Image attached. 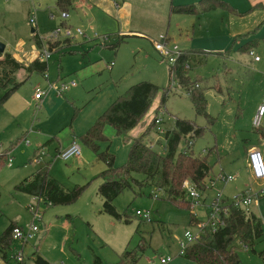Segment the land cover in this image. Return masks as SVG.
<instances>
[{"label": "rangeland", "instance_id": "374dc122", "mask_svg": "<svg viewBox=\"0 0 264 264\" xmlns=\"http://www.w3.org/2000/svg\"><path fill=\"white\" fill-rule=\"evenodd\" d=\"M134 3L132 18L129 14L132 5L127 0H75L67 12L69 18L64 20L57 0H0V43L6 46V53L19 57L25 66H29L31 63L27 58L37 47L35 34L44 46L55 45L53 53L64 51L63 54H53L47 61L48 71L42 75L33 74L0 107V154L7 155V161L0 167V236L10 223L26 230L32 225L40 228L36 237L24 246L25 264H35L34 253L37 251L52 264H95L98 258L102 264H116L123 252L135 249L142 239L146 248L138 264H160V258L179 252L177 240L184 239L188 231L197 234L199 225L191 224L192 215L206 221L210 210L208 205L219 195L232 203L237 195L250 191L253 202L247 211L258 217L264 228V180L252 179L248 168L251 150H258L264 156V133L254 125L258 108L264 100V38L259 36L262 28L255 34L258 40L255 53L261 62H255L248 53L240 51L245 42L240 36L262 26L263 12L236 15L217 9L199 18L170 15L172 43L182 51L191 52L186 64L191 80L210 86L205 89L207 111L217 120L209 127L208 120L196 114L186 90L178 82L171 83L172 66L155 50L160 9L150 10L149 1L134 0ZM142 14L147 15L146 19L139 18ZM31 19H34L33 24ZM62 24L81 29L85 35L76 41L52 37ZM250 27L252 29H248ZM180 29L187 31L189 37L194 34L198 39L226 34L232 39L234 34L237 37L222 50V54L210 51L217 49L211 45L204 47L208 50L192 51L182 49L185 40L180 38L179 33H183ZM137 31L145 35L136 34ZM104 36L109 37L106 43L101 38ZM123 36L130 38L115 48ZM35 55L40 58L38 47ZM26 76L27 72L20 71L17 81L24 80ZM98 77H102L104 82L94 89L91 83ZM72 82L75 85H71ZM140 82H150L160 89L172 87L163 107L164 113H158L166 132L174 129L176 118L195 121L198 126L208 128L202 137L183 140L177 155L191 141L195 156L204 157L209 150L215 149L219 158L215 151L209 157L214 168L206 180L205 190H198L200 197L193 199L198 201L193 209L188 210L166 200V194L155 185L141 187L134 183L132 189L125 190L114 202L116 209L128 216V222L117 221L102 212L103 199L98 194L103 182L99 176L107 169L106 164L83 146L84 158L63 161L57 157L56 150L61 147L54 138L62 143L72 138L74 133L70 126L75 111L80 114L81 109L92 103L107 85L115 84L124 95L131 86ZM49 83H64L69 88L63 96L52 92L46 96L52 101L45 112V107L37 106L33 98L38 92L48 93ZM161 96L162 91L153 101L152 110L137 133L146 132L160 107ZM25 99L30 103L26 104ZM156 132H147L145 141L161 151L165 149L166 135ZM131 140L119 137L114 145L110 139L101 146L103 150L112 146L115 152L117 148L121 149L116 157V163L120 165L122 161L127 162V155L122 154ZM37 149L46 153L39 163L32 161ZM10 159L12 167L8 166ZM48 164L50 175L65 189L86 186L76 203L48 206L34 196L16 190L17 185ZM219 174L232 175L235 180L228 183L216 180ZM133 177L144 180L142 175ZM138 211H150L152 220L141 219L137 216ZM36 214L40 218H36ZM19 247V243H13L14 250ZM263 253L264 237L253 248H240L241 264H264ZM9 255L10 259L16 257L15 253ZM174 257L173 264H191L178 254ZM0 264L7 263L0 257Z\"/></svg>", "mask_w": 264, "mask_h": 264}, {"label": "trees", "instance_id": "16d2710c", "mask_svg": "<svg viewBox=\"0 0 264 264\" xmlns=\"http://www.w3.org/2000/svg\"><path fill=\"white\" fill-rule=\"evenodd\" d=\"M75 0H57V6L63 13H67L73 7ZM259 7L264 9L263 5ZM223 8L236 12L228 3L222 0H200L196 4L181 5L172 7L173 13L200 15L205 12ZM36 31V30H35ZM36 33V32H35ZM36 45L42 48L43 44L39 37L34 35ZM130 36H124L117 43L118 48ZM256 42H248L241 48V52L251 54V45ZM54 44H49V49L54 51ZM73 54V51H69ZM191 52L183 51L174 67H170V80L172 83V73L178 84L186 90L198 116L205 117L208 125L213 126L216 118L208 111V101L205 96V89L210 88L209 84L202 85L199 80L192 81L186 64ZM49 69L47 61L35 60L29 66H25L14 59L11 54L0 53V107L3 106L33 74H44ZM27 72V76L22 81H17V74L20 71ZM160 107L156 112L146 132L133 139L129 150L127 162L116 167L115 155L109 150H103L101 143L110 141L105 135L104 129L111 126L115 129L117 136L125 137L137 128L152 109L153 101L161 94ZM172 87L160 89L150 82H140L133 85L124 95H121L111 107L97 120L90 130L80 138L98 160L103 161L107 169L100 174L103 180L98 188V194L103 199L102 212L113 217L117 221L128 222L127 214L120 213L115 205V200L127 189H132L133 184L145 187L155 185L158 190L166 194V200L171 201L179 207L192 208V201L186 197L183 188L185 181L189 180L199 190H205L206 180L213 171L214 166L210 163L209 157L215 149L209 150L204 157L194 155L193 149L186 145L184 151L177 155L179 146L183 140L202 137L207 127L198 126L195 121L176 118L175 127L166 133L165 149L157 150L151 143L145 141L147 132L155 130V119L158 113L163 110ZM77 116L75 111L72 120ZM162 151H164L162 153ZM6 153L0 154V167L7 161ZM50 165L39 168L35 174L25 179L16 186L18 192L34 196L39 202L48 206L71 205L76 203L85 191L86 186H77L74 190H67L61 183L50 175ZM142 175L143 181L135 179L133 176ZM203 221L198 220L194 215L191 217V224L201 225ZM17 227L10 223L7 229L0 236V257L3 261L10 260L13 250L12 232ZM264 237V228L254 214L241 208L231 206L226 226L216 233L210 228H204L195 243H193L185 253V258L192 264H241L240 248L254 247L257 241ZM146 245L144 239L131 250H126L120 255L116 264H138L143 257ZM264 259V253H263ZM35 264H52L44 259L39 252L34 253ZM25 264V262L19 263ZM95 264H102L101 259H96Z\"/></svg>", "mask_w": 264, "mask_h": 264}, {"label": "built area", "instance_id": "2783aa9c", "mask_svg": "<svg viewBox=\"0 0 264 264\" xmlns=\"http://www.w3.org/2000/svg\"><path fill=\"white\" fill-rule=\"evenodd\" d=\"M63 19H68L69 14L68 13H63L62 15ZM31 24L34 23V19H31ZM85 35V33L81 29H72L69 27H66L62 25L61 27H58L52 34V37L58 38V37H64L65 39H77ZM103 38L104 42L109 41L108 36L101 37ZM43 44V42H42ZM154 47L155 50L158 52L160 57L165 60L167 63L170 64V66L174 67L178 59L182 56L183 51L174 43L169 41L165 36H161L159 39L154 41ZM39 48V47H38ZM40 49V60L42 61H48L51 56L52 52L50 51L49 47L47 46H42ZM39 51V50H38ZM251 56L254 57V60L256 62H259L261 60L260 57L256 56L255 53L251 52ZM186 69H188V66H186ZM175 76V71L172 73V84H175L177 81L174 78ZM47 78V76H46ZM71 85H75L74 82H72ZM69 88V85H66L64 83H60L58 85L56 84H50V89L51 91L56 92L58 96H63L64 92ZM43 96L42 93L38 92L35 95V99L39 100ZM160 113H164V110H161ZM155 124L156 128L155 130L157 131L156 133L160 135H166V130L163 128V119L158 115V117L155 119ZM255 128L257 129H262L264 133V100L261 104V106L258 109L257 116L254 121ZM27 144L29 142L27 141ZM192 142L189 143V146H192ZM42 156L45 155V152L43 151ZM57 157L62 159L63 161H69L72 158H82L83 157V152L81 145L77 142L74 141L70 147L67 149L61 151L58 153ZM39 162V161H37ZM9 167L12 166V160H9ZM248 168L251 171V174L255 180L258 181H263L264 180V156L263 154L258 151V150H253L249 153L248 155ZM216 180H221L225 183L232 182L235 180V177L232 175L224 176L219 174L216 177ZM215 180V181H216ZM213 181V182H215ZM183 188L186 191V197L188 200L192 201L193 205L192 208L198 204V201H195L193 199L199 198V189L196 188L191 181L187 180L185 181ZM264 193V190H262ZM253 199L250 194V191L242 194V195H237L232 203H228L226 200H224L220 195L217 196L216 198L213 199V201L208 205L209 207V212H208V219L206 221H203L201 225L199 226V230L197 234H192L190 231H188L185 234V237L183 240L179 241V252L178 256L184 257L186 250L188 247H190L193 243L196 242L198 235L203 232L204 228H210V230L213 233H216L220 229L224 228L226 226V219L228 218L229 215V210L231 206H235L237 208H241L245 211H247L248 207L252 204ZM34 211V209H32ZM137 216H139L143 220L151 221L152 219V213L150 211L142 212L138 211ZM195 216V215H194ZM36 218H40L38 214L35 216ZM40 231V228L36 225H32L29 227V229H23L20 228L19 226L15 227L12 232V240L14 244L19 243L20 247L17 250H14L12 252L16 254V257L11 258L13 261L8 260L6 263L7 264H19L23 262L24 259V253L23 249L24 246H26L29 242H31L35 237L36 234ZM173 256H165L160 258V264H171L174 261Z\"/></svg>", "mask_w": 264, "mask_h": 264}, {"label": "crops", "instance_id": "0c3cea01", "mask_svg": "<svg viewBox=\"0 0 264 264\" xmlns=\"http://www.w3.org/2000/svg\"><path fill=\"white\" fill-rule=\"evenodd\" d=\"M90 1V0H89ZM125 1V0H124ZM127 1H129V4H131L132 6H131V11H130V15H131V17L133 18L134 17V0H127ZM143 1H149L150 3H149V5L148 6H150L149 7V9L150 10H153V11H156V10H158V9H160V15L158 16V21H159V24H158V27L160 28L158 31H159V33H158V35H157V37L154 39V41L155 40H157V39H159L161 36H165L169 41H173L172 39H174V38H171L170 36H169V26H170V23H171V16L170 15H172V14H179V13H173L172 12V7H174V6H181V5H190V4H198L199 2H200V0H143ZM222 1H224V2H226V3H228L231 7H233L235 10H236V12H233V11H230V10H228V9H225V10H227V11H229V12H231L232 14H236V15H239V14H252V13H254V12H256V11H259V10H261L262 12H263V14H264V9L263 8H261V7H259L260 5H263L264 6V0H222ZM139 2H140V0H139ZM218 9H223V8H218ZM215 10H217V9H215ZM212 11H214V10H212ZM212 11H210V12H212ZM140 12H138V14H139ZM208 12H205V13H203V14H200V15H188V14H182V15H186V16H193V17H201V16H203V15H205V14H207ZM264 16V15H263ZM263 16H262V18H263ZM145 17H147V15H140L139 16V18H145ZM146 19V18H145ZM65 20V19H64ZM67 20V19H66ZM154 20V19H153ZM152 20V21H153ZM261 23V22H260ZM62 25H64V24H62ZM261 25L262 26H260V28L258 29V28H256L255 29V31H252V30H249L248 32H246V34H242L240 37L245 41L243 44H242V46H244L245 44H247L248 42H250V43H253V42H256L255 43V45L253 44V45H251L250 47H251V51L253 52V53H255L256 52V47L258 46V40L255 38V36H257V35H255V34H257L256 32H259V30L261 29V31H260V34H259V36H261L262 38H264V22L263 23H261ZM65 26V25H64ZM195 26V25H194ZM255 26V25H254ZM254 26H252V27H254ZM248 29H252L251 27L250 28H248ZM181 30V32H183V33H179L180 34V38H184V40H185V44L182 46V49H190V50H198V49H200V50H208L207 48H204V47H207L208 45H211V46H215V47H217V49L215 48V49H213V50H210V51H212L213 53H215V52H217L218 54H222L221 52H222V50L224 49V48H226L227 46H228V44L230 43V41H234L235 40V38L237 37L236 36V34H234V36H233V39H232V37H230L228 34H226V35H218V36H215V37H210V38H196V36H194V34H193V36L192 37H189V35H188V32L186 31H184L183 29H180ZM36 32V31H35ZM184 33H186V35H184ZM35 34V33H34ZM136 34H138V35H145V34H143L142 32H140V31H137L136 32ZM124 37V36H123ZM235 37V38H234ZM81 38V37H80ZM80 38H77V39H74L75 41L76 40H78V39H80ZM128 39V38H127ZM126 39V40H127ZM106 45V44H105ZM109 46H111V45H109ZM38 47V46H37ZM37 47L35 46L34 47V51H33V53H32V55L30 56V57H28L27 58V60L28 61H30V63H32V62H34L35 60H37V56L35 55V53H36V49H37ZM218 47H220V48H218ZM222 48V49H221ZM6 51V50H5ZM51 51V50H50ZM186 51V50H185ZM189 51V50H188ZM240 51H241V49H240ZM52 52V51H51ZM63 52L64 51H61V52H55V53H62L63 54ZM6 53V52H5ZM55 53H53L52 52V55L53 54H55ZM250 56H251V54H249ZM255 55H256V53H255ZM13 56V55H12ZM257 56V55H256ZM14 57V59L16 60V61H18L19 63H21V64H23V65H26V64H24L20 59H19V57H17V56H13ZM253 59H254V57L253 56H251ZM21 58V57H20ZM51 58H52V56H51ZM50 58V59H51ZM49 59V60H50ZM255 61V60H254ZM256 62V61H255ZM261 62V60L258 62V63H260ZM111 68V67H110ZM47 76V75H46ZM45 76V77H46ZM46 79H48V76H47V78ZM104 81L102 80V77H98V78H96V79H94L93 81H92V83H91V86H94V89H97L98 87H100V85L103 83ZM49 84H53V83H49ZM60 84V83H59ZM118 87L115 85V84H109V85H107L106 87H104L102 90H101V92L96 96L97 98H95L94 99V101L92 102V103H90V104H88V106L85 108V106L81 109V111H80V114H77V116H76V118L74 119V120H72V124H71V126H70V129L73 131V133H74V136L72 137V138H69V139H67L65 142H61V141H59L57 138H54L55 140H57L58 141V143H59V146L61 147L60 149H57L56 151H57V153H59V152H61V151H63V150H65V149H67L68 147H70V145L74 142V141H77L78 143H81V146H83V147H85V148H87L88 150H90L86 145H84L83 143H82V141L80 140V138L82 137V136H84L89 130H90V128L97 122V120L111 107V105L121 96V93L122 92H120V91H118V89H117ZM52 92V94H56V92H54V91H51V89H49V92L48 93H45V94H43V96H42V98L41 99H39V100H37V99H35V96H34V98H33V101L36 103V105L37 106H39L40 108L41 107H45V112L46 111H48V109H49V105H50V103H51V101H52V99H46V96H48L50 93ZM56 96H58L57 94H56ZM45 98V99H44ZM58 99H60L61 101H63V99H61V98H58ZM25 103L26 104H29L30 102L28 101V100H26L25 99ZM261 106V105H260ZM259 106V107H260ZM259 109V108H258ZM152 110V109H151ZM150 113V112H149ZM257 113H258V111H257ZM148 116V115H147ZM146 116V117H147ZM256 116H257V114H256ZM146 117H145V119H146ZM256 118V117H255ZM144 119V120H145ZM144 120L141 122V123H143L144 122ZM149 123H150V120L148 121ZM141 125V124H140ZM139 125V126H140ZM149 125V124H148ZM139 126L137 127V128H135L129 135H127V136H125L126 138H130V140L131 139H134V138H136V137H139L141 134H143V133H137V130H138V128H139ZM257 129V128H256ZM258 131H260V132H262L263 133V130L262 129H257ZM155 132H156V130H154ZM104 133H105V135L109 138V139H111V144L112 145H114L113 143H115V141L116 140H118V138H119V136H117V134H116V131H115V129L114 128H112L111 126H107L105 129H104ZM132 133H133V135H132ZM157 134V133H156ZM264 135V134H263ZM132 143H133V140H131L130 142H129V145L126 147H124V151H123V154H122V156H126L127 157V159H128V155H129V150H130V148H131V145H132ZM29 145V144H28ZM152 147H153V144H152ZM82 148V147H81ZM121 148V147H120ZM108 150H109V153H111V154H113V155H115V157H117L118 156V154H119V151L121 150V149H116L117 151L115 152V149H113L112 148V146H111V148L109 147L108 148ZM36 151V154H35V157H34V159L32 160V161H35V162H37V161H41L42 160V150L41 149H37V150H35ZM34 151V152H35ZM251 151H253V150H251ZM250 151V152H251ZM45 152V151H44ZM82 152H83V150H82ZM40 153V155H38ZM94 154V153H93ZM214 154L219 158V156H218V153L215 151L214 152ZM45 155H46V153H45ZM249 155V154H248ZM82 158H84V156L82 157ZM82 158H80V159H82ZM122 159H124V157H122ZM39 162H37V163H39ZM123 162V161H122ZM121 162V164L120 165H123L124 163H126V162H124V163H122ZM120 165H118L116 162H115V166L116 167H118V166H120ZM12 167V166H11ZM249 175H250V177L252 178V179H254L253 178V176H252V174H251V171H250V169H249ZM184 237H185V235H184ZM183 237V238H184ZM181 240H183V239H179V240H177V245H179V241H181ZM178 249H179V247H178ZM178 251V250H177ZM177 254L178 253H175V254H172V255H169V256H177ZM175 258V257H174ZM173 264V263H172ZM192 264V263H191Z\"/></svg>", "mask_w": 264, "mask_h": 264}, {"label": "water", "instance_id": "95a60500", "mask_svg": "<svg viewBox=\"0 0 264 264\" xmlns=\"http://www.w3.org/2000/svg\"><path fill=\"white\" fill-rule=\"evenodd\" d=\"M32 33L34 34L35 33V30L33 29L32 30ZM5 50H6V46L2 43H0V53L1 54H4L5 53Z\"/></svg>", "mask_w": 264, "mask_h": 264}]
</instances>
